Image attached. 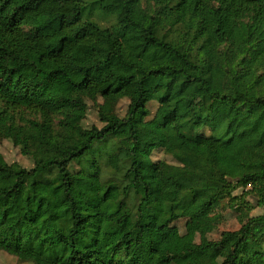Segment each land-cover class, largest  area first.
<instances>
[{
  "label": "trees",
  "instance_id": "obj_1",
  "mask_svg": "<svg viewBox=\"0 0 264 264\" xmlns=\"http://www.w3.org/2000/svg\"><path fill=\"white\" fill-rule=\"evenodd\" d=\"M261 124L264 0H0V264H121L218 196L223 238L150 264H264V156L252 174L230 160ZM174 140L216 155L207 203L155 199L189 172ZM247 198L262 215L240 218Z\"/></svg>",
  "mask_w": 264,
  "mask_h": 264
},
{
  "label": "rangeland",
  "instance_id": "obj_2",
  "mask_svg": "<svg viewBox=\"0 0 264 264\" xmlns=\"http://www.w3.org/2000/svg\"><path fill=\"white\" fill-rule=\"evenodd\" d=\"M112 23V21H108ZM184 100L185 96H181ZM264 131V126L259 125L257 131L253 134L245 135L246 145L239 150L238 153L230 155V160L237 166L242 174L256 173L257 169L255 164L264 156V148L259 146V139ZM114 144H109L107 148H111ZM12 147H7V152ZM4 150V146L0 143V151ZM168 152L172 155H180L186 159L189 164V172L184 173L181 176V183L176 185H166L162 194L155 196V199L161 202H173L177 199L181 187L193 186L198 189L209 190V199L214 197L217 191L221 190L223 185L220 181V177L217 174L216 167V155L207 150L193 147L180 140H174L170 143ZM89 161L85 163V166L80 165L79 169H88ZM77 173V172H76ZM79 174L75 176V182L78 186L81 184L82 179H86L83 175L91 177L92 174ZM83 183V182H82ZM95 183V181H94ZM180 187V188H179ZM92 189V188H89ZM244 193V189H238L234 192L235 197H241ZM247 201L251 204L250 207L254 208L252 212L249 211L240 214L241 219H245L247 216L257 217L262 215L263 211L260 209L253 199L247 198ZM204 203V204H205ZM227 202L225 199L218 196L213 202L212 208L199 219L192 220V223L185 225L182 223L180 240L173 243H165L161 236L155 231H146V237L144 243L137 251V255L134 259L130 258L125 252L120 251L117 255V261L121 264H150L151 259L154 257L157 251L167 249L171 254L184 251L186 248L197 244L199 241L214 242L221 240L224 236L225 228V207ZM231 230V227H229ZM126 230L120 229L116 237L120 240Z\"/></svg>",
  "mask_w": 264,
  "mask_h": 264
},
{
  "label": "bare ground",
  "instance_id": "obj_3",
  "mask_svg": "<svg viewBox=\"0 0 264 264\" xmlns=\"http://www.w3.org/2000/svg\"><path fill=\"white\" fill-rule=\"evenodd\" d=\"M262 126H264L263 124H261Z\"/></svg>",
  "mask_w": 264,
  "mask_h": 264
},
{
  "label": "crops",
  "instance_id": "obj_4",
  "mask_svg": "<svg viewBox=\"0 0 264 264\" xmlns=\"http://www.w3.org/2000/svg\"><path fill=\"white\" fill-rule=\"evenodd\" d=\"M182 179V178H181ZM181 181V180H180Z\"/></svg>",
  "mask_w": 264,
  "mask_h": 264
}]
</instances>
